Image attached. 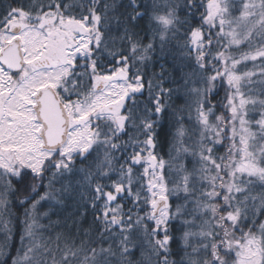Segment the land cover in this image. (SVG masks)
Listing matches in <instances>:
<instances>
[{
	"label": "snow or ice",
	"instance_id": "obj_1",
	"mask_svg": "<svg viewBox=\"0 0 264 264\" xmlns=\"http://www.w3.org/2000/svg\"><path fill=\"white\" fill-rule=\"evenodd\" d=\"M0 264H264V0H0Z\"/></svg>",
	"mask_w": 264,
	"mask_h": 264
},
{
	"label": "trees",
	"instance_id": "obj_2",
	"mask_svg": "<svg viewBox=\"0 0 264 264\" xmlns=\"http://www.w3.org/2000/svg\"><path fill=\"white\" fill-rule=\"evenodd\" d=\"M5 2H8V0H5ZM233 54H237V53H233ZM252 65L249 64V68H251ZM224 95V92L221 91L220 96L217 97V99H221ZM180 103V102H177ZM168 132H169V124L166 122L163 126V128L161 129V135H160V141H161V145H160V154L164 157L165 160H168V147H167V141L169 139L168 137ZM225 151V149L221 148L220 150V154H223Z\"/></svg>",
	"mask_w": 264,
	"mask_h": 264
}]
</instances>
